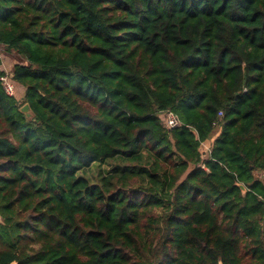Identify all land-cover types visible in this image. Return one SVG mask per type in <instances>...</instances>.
I'll use <instances>...</instances> for the list:
<instances>
[{"label": "trees", "instance_id": "16d2710c", "mask_svg": "<svg viewBox=\"0 0 264 264\" xmlns=\"http://www.w3.org/2000/svg\"><path fill=\"white\" fill-rule=\"evenodd\" d=\"M0 44V264H264V0H0Z\"/></svg>", "mask_w": 264, "mask_h": 264}, {"label": "crops", "instance_id": "0c3cea01", "mask_svg": "<svg viewBox=\"0 0 264 264\" xmlns=\"http://www.w3.org/2000/svg\"><path fill=\"white\" fill-rule=\"evenodd\" d=\"M12 53H16V52L13 51V50H8V49L5 48L4 45L0 44V70H2L3 72H5V71L11 72L12 71V67H13V65L15 63H20V62L24 61L23 58L20 55L17 54L22 59H21L20 62H14V60H13L14 57H13ZM15 84L17 85V89L19 90L20 94H19L18 98L15 97V96L14 97L16 99L20 100L23 97V95H24V90L25 89L20 84H18L16 82H15ZM214 134L215 135L212 138H210V139H208V140H206L204 142L203 147H204L205 150H208L209 147L212 145L213 139L217 136L218 131H216ZM256 174L264 182V171H257Z\"/></svg>", "mask_w": 264, "mask_h": 264}, {"label": "built area", "instance_id": "2783aa9c", "mask_svg": "<svg viewBox=\"0 0 264 264\" xmlns=\"http://www.w3.org/2000/svg\"><path fill=\"white\" fill-rule=\"evenodd\" d=\"M0 84L4 93L8 96H15V85L11 76V72L5 71L0 75ZM221 111L219 115H221ZM163 125L166 128H174L181 125L178 117L170 110H165L159 113ZM264 218V216H263Z\"/></svg>", "mask_w": 264, "mask_h": 264}, {"label": "rangeland", "instance_id": "374dc122", "mask_svg": "<svg viewBox=\"0 0 264 264\" xmlns=\"http://www.w3.org/2000/svg\"><path fill=\"white\" fill-rule=\"evenodd\" d=\"M13 57H14V62H20L22 58H20L17 53H12ZM15 97H19V90L17 89V85L15 84ZM101 168V167H100ZM104 168V167H103ZM98 173V168L95 165H92L89 169H88V176H90L91 179H93V176L97 175Z\"/></svg>", "mask_w": 264, "mask_h": 264}, {"label": "water", "instance_id": "95a60500", "mask_svg": "<svg viewBox=\"0 0 264 264\" xmlns=\"http://www.w3.org/2000/svg\"><path fill=\"white\" fill-rule=\"evenodd\" d=\"M20 111L25 113L26 116H30V108H29V105L26 103L24 105H22V107L20 108ZM239 188L244 192L245 191V188L242 184H238ZM15 264V263H13Z\"/></svg>", "mask_w": 264, "mask_h": 264}]
</instances>
